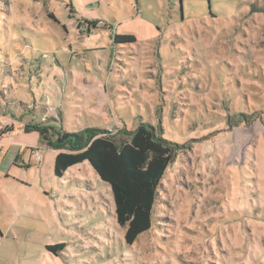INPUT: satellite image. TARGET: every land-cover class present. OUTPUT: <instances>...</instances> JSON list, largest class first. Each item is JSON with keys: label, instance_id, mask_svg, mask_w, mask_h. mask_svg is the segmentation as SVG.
I'll list each match as a JSON object with an SVG mask.
<instances>
[{"label": "rangeland", "instance_id": "rangeland-1", "mask_svg": "<svg viewBox=\"0 0 264 264\" xmlns=\"http://www.w3.org/2000/svg\"><path fill=\"white\" fill-rule=\"evenodd\" d=\"M45 120L181 147L133 245L90 163L58 178L23 131ZM5 125L41 163L21 148L1 190L0 264H264V0H0Z\"/></svg>", "mask_w": 264, "mask_h": 264}, {"label": "trees", "instance_id": "trees-1", "mask_svg": "<svg viewBox=\"0 0 264 264\" xmlns=\"http://www.w3.org/2000/svg\"><path fill=\"white\" fill-rule=\"evenodd\" d=\"M115 41L135 42L136 38L117 35ZM46 121L27 123L24 131L38 133L49 148L57 151L55 176L62 178L70 168L89 162L100 180L111 188L116 221L125 229L126 244L133 245L152 227L159 187L181 147L164 139L157 128L145 123L135 131L64 132ZM10 132L13 126L0 131V136ZM63 249V245L48 247L50 251Z\"/></svg>", "mask_w": 264, "mask_h": 264}, {"label": "crops", "instance_id": "crops-1", "mask_svg": "<svg viewBox=\"0 0 264 264\" xmlns=\"http://www.w3.org/2000/svg\"><path fill=\"white\" fill-rule=\"evenodd\" d=\"M25 124H27V123L23 124V127H22L23 131H24V125ZM8 126L10 127V125H5V126L1 127L0 131H2L3 129H5ZM13 134H14V127H13V132H10L8 134L0 136V154L3 155L2 161L0 162V199H1L0 215L2 213V204H3L2 203V192H1V190H3L7 185L10 184V180H8V179H10L9 174H10L11 168L16 166V164H18V165L22 164L24 166H28L29 168H31V165H32V160H29L26 163L25 153L22 152L21 148L26 147L27 150L31 151V155L33 156L32 149L34 146H24L25 144H21V145L15 144L14 142H12V139L14 137ZM9 138L11 139V142L7 141V140L4 141L5 139H9ZM3 144H4V146H3ZM13 161H14V164H13ZM3 176H6V177L4 178ZM24 208H25V205H24Z\"/></svg>", "mask_w": 264, "mask_h": 264}, {"label": "built area", "instance_id": "built-area-1", "mask_svg": "<svg viewBox=\"0 0 264 264\" xmlns=\"http://www.w3.org/2000/svg\"><path fill=\"white\" fill-rule=\"evenodd\" d=\"M32 153H33V157L35 158V160L38 162V164H40L41 163V156H40L39 150L33 149Z\"/></svg>", "mask_w": 264, "mask_h": 264}]
</instances>
